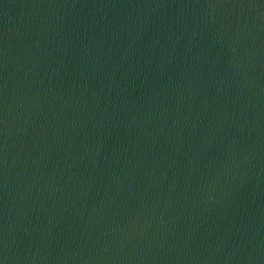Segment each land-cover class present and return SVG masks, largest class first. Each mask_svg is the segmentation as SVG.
<instances>
[{
  "label": "water",
  "instance_id": "water-1",
  "mask_svg": "<svg viewBox=\"0 0 264 264\" xmlns=\"http://www.w3.org/2000/svg\"><path fill=\"white\" fill-rule=\"evenodd\" d=\"M0 264H264V0H0Z\"/></svg>",
  "mask_w": 264,
  "mask_h": 264
}]
</instances>
